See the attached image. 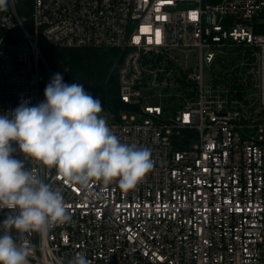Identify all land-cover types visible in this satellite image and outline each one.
<instances>
[{
    "label": "built area",
    "instance_id": "1",
    "mask_svg": "<svg viewBox=\"0 0 264 264\" xmlns=\"http://www.w3.org/2000/svg\"><path fill=\"white\" fill-rule=\"evenodd\" d=\"M42 46L117 53L119 104L105 106L107 123L122 143L149 149L153 168L124 192L65 184L25 161L71 216L47 235L11 230L30 244L29 264L77 254L89 264H264V0H32L29 16L8 0L0 115L42 102L56 73L65 83L69 68Z\"/></svg>",
    "mask_w": 264,
    "mask_h": 264
},
{
    "label": "clouds",
    "instance_id": "2",
    "mask_svg": "<svg viewBox=\"0 0 264 264\" xmlns=\"http://www.w3.org/2000/svg\"><path fill=\"white\" fill-rule=\"evenodd\" d=\"M8 0H0V11ZM45 99L29 106L23 100L13 111L0 115V211L11 210L0 230V264H29L32 253L19 236L47 233L71 220L62 192L25 167V161L55 168L65 184L87 188L90 183H117L128 192L153 168L147 148L122 143L100 115V98L83 84H67L60 73L44 90ZM15 142L24 160L14 158ZM69 264H89L77 254Z\"/></svg>",
    "mask_w": 264,
    "mask_h": 264
},
{
    "label": "trees",
    "instance_id": "3",
    "mask_svg": "<svg viewBox=\"0 0 264 264\" xmlns=\"http://www.w3.org/2000/svg\"><path fill=\"white\" fill-rule=\"evenodd\" d=\"M217 2L219 0H204ZM21 16H29L32 0H15ZM49 63L61 62L69 68L65 83L83 84L85 91L101 99L108 109L118 101L117 53L112 49H58L42 46Z\"/></svg>",
    "mask_w": 264,
    "mask_h": 264
},
{
    "label": "rangeland",
    "instance_id": "4",
    "mask_svg": "<svg viewBox=\"0 0 264 264\" xmlns=\"http://www.w3.org/2000/svg\"><path fill=\"white\" fill-rule=\"evenodd\" d=\"M59 68H60V71L64 70L63 67H59ZM209 77H210L209 70L207 67H205V80L208 81ZM100 115L103 116L107 120V122L113 121V115H111L110 113L106 111L104 104H103V111L100 113Z\"/></svg>",
    "mask_w": 264,
    "mask_h": 264
},
{
    "label": "snow or ice",
    "instance_id": "5",
    "mask_svg": "<svg viewBox=\"0 0 264 264\" xmlns=\"http://www.w3.org/2000/svg\"><path fill=\"white\" fill-rule=\"evenodd\" d=\"M157 36H159V34H157ZM157 42H159V40L157 39Z\"/></svg>",
    "mask_w": 264,
    "mask_h": 264
}]
</instances>
